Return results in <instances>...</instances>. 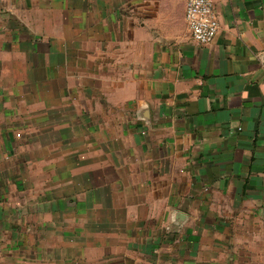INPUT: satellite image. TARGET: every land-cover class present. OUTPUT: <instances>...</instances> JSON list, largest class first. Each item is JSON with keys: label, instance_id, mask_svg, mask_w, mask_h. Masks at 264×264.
Returning <instances> with one entry per match:
<instances>
[{"label": "crops", "instance_id": "1", "mask_svg": "<svg viewBox=\"0 0 264 264\" xmlns=\"http://www.w3.org/2000/svg\"><path fill=\"white\" fill-rule=\"evenodd\" d=\"M213 1L0 0V264H264V0Z\"/></svg>", "mask_w": 264, "mask_h": 264}, {"label": "built area", "instance_id": "2", "mask_svg": "<svg viewBox=\"0 0 264 264\" xmlns=\"http://www.w3.org/2000/svg\"><path fill=\"white\" fill-rule=\"evenodd\" d=\"M185 19L192 38L210 44L218 34L219 19L213 0H186Z\"/></svg>", "mask_w": 264, "mask_h": 264}, {"label": "rangeland", "instance_id": "3", "mask_svg": "<svg viewBox=\"0 0 264 264\" xmlns=\"http://www.w3.org/2000/svg\"><path fill=\"white\" fill-rule=\"evenodd\" d=\"M5 12H6V10H5ZM17 19V18H16Z\"/></svg>", "mask_w": 264, "mask_h": 264}]
</instances>
